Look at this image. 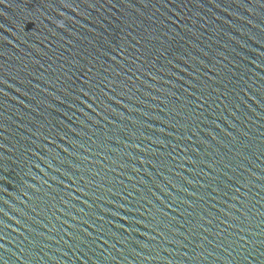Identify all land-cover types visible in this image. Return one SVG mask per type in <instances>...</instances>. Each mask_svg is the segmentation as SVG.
I'll return each mask as SVG.
<instances>
[{"label":"water","instance_id":"water-1","mask_svg":"<svg viewBox=\"0 0 264 264\" xmlns=\"http://www.w3.org/2000/svg\"><path fill=\"white\" fill-rule=\"evenodd\" d=\"M0 264H264V0H0Z\"/></svg>","mask_w":264,"mask_h":264}]
</instances>
